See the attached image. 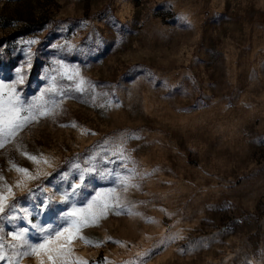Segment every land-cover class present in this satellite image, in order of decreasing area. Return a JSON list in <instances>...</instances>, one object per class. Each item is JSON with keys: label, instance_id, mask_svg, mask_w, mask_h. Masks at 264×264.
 <instances>
[{"label": "rangeland", "instance_id": "374dc122", "mask_svg": "<svg viewBox=\"0 0 264 264\" xmlns=\"http://www.w3.org/2000/svg\"><path fill=\"white\" fill-rule=\"evenodd\" d=\"M65 41L83 51L62 58L96 88L25 128L19 149H0L17 210L95 156L102 171L135 169L139 186L93 180L91 195L115 187L120 202L82 230L91 243L73 241L87 264H264V0H0V78L21 68L25 97L45 85L51 45ZM121 142L124 161L111 154ZM9 161L39 179L16 187ZM13 228L0 219L6 240Z\"/></svg>", "mask_w": 264, "mask_h": 264}, {"label": "snow or ice", "instance_id": "6c2138e0", "mask_svg": "<svg viewBox=\"0 0 264 264\" xmlns=\"http://www.w3.org/2000/svg\"><path fill=\"white\" fill-rule=\"evenodd\" d=\"M86 23L81 21L82 26ZM24 43L28 46L27 67L30 69L31 45L38 43V40L32 39ZM51 47L57 50L56 57L51 62V67L45 69L42 76L45 85L39 89L38 94L31 98L23 95L26 75L19 67L15 78H0V149L7 144H16L19 149L21 145L16 141L25 128L39 122L41 118L55 117L59 111H63V101L71 98L73 93L85 94L96 88L82 74L78 64L68 63L62 58L65 54L83 51V48H78L69 41L53 44ZM92 99L95 100V95H92ZM118 149L111 154L121 161L126 160L122 142ZM22 155L34 163L42 162L52 167L49 159L42 153L37 156L23 151ZM95 159V156H89L83 164L71 163V172L60 173L63 186L59 190L49 192L43 185H38L35 191L41 192V198L36 199L31 207H20L18 210L19 202L13 200V185L6 183L5 178L0 175V182H3L0 183V219L7 220L14 226L7 233L11 240H6L0 234V264H22L23 257L28 256L35 258L38 264H87L86 260L75 255L73 241L79 238L91 243L82 230L96 224L108 212L116 209L120 202L115 187L95 190V195H91L88 190L92 188L93 180H109L122 187L125 192L139 186L133 183L137 174L135 169H127L125 165L126 171L123 173L116 170L102 171L94 162ZM9 164L22 177L16 182V187L27 188L28 182L39 179V172L33 175L29 168L13 161H9ZM35 191L28 188L29 198L35 196ZM60 205L65 207L61 208ZM8 212L13 214L9 216ZM34 213L37 217L52 214L54 219L50 222L35 221ZM117 214H120L119 211Z\"/></svg>", "mask_w": 264, "mask_h": 264}]
</instances>
